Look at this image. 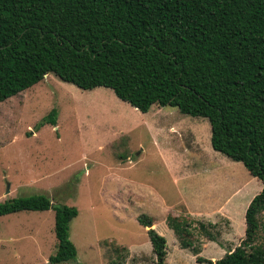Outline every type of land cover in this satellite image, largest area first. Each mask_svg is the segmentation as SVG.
Wrapping results in <instances>:
<instances>
[{"label": "rangeland", "instance_id": "obj_1", "mask_svg": "<svg viewBox=\"0 0 264 264\" xmlns=\"http://www.w3.org/2000/svg\"><path fill=\"white\" fill-rule=\"evenodd\" d=\"M209 135L204 117L156 104L140 112L107 87L83 90L48 73L0 102V201L41 194L75 208L74 259L54 264H154L141 215L165 238L164 264H206L197 258L214 261L237 245L261 187ZM167 214L191 219L196 254L179 247ZM53 216L52 208L1 215L0 264H48ZM197 222L214 224V241Z\"/></svg>", "mask_w": 264, "mask_h": 264}, {"label": "trees", "instance_id": "obj_2", "mask_svg": "<svg viewBox=\"0 0 264 264\" xmlns=\"http://www.w3.org/2000/svg\"><path fill=\"white\" fill-rule=\"evenodd\" d=\"M48 73L83 90L107 87L140 112L156 104L206 118L211 148L261 187L244 209L237 245L197 260L264 264V0H0V102ZM49 208L56 248L48 264L73 260L74 207L36 194L0 201V216ZM137 220L154 264H164V236L150 217ZM191 222L165 216L179 247L196 254ZM213 226L197 222L196 230L214 241Z\"/></svg>", "mask_w": 264, "mask_h": 264}, {"label": "crops", "instance_id": "obj_3", "mask_svg": "<svg viewBox=\"0 0 264 264\" xmlns=\"http://www.w3.org/2000/svg\"><path fill=\"white\" fill-rule=\"evenodd\" d=\"M186 210H187V213L190 214L191 216H196L195 214L190 213L189 210H188L187 208H186ZM175 215H176V214H175ZM151 219H152V218H151ZM164 219H165V218H164ZM155 221H156V220L152 219V225H151V226H152L155 230H157V226H156ZM170 230H171V229H170ZM158 232H160V231H158ZM242 232H243V229H242V231H241L240 233H242Z\"/></svg>", "mask_w": 264, "mask_h": 264}]
</instances>
